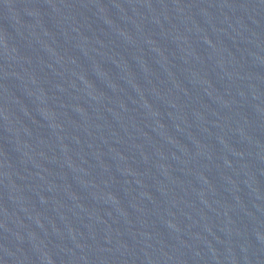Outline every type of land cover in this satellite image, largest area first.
<instances>
[{"label":"water","instance_id":"1","mask_svg":"<svg viewBox=\"0 0 264 264\" xmlns=\"http://www.w3.org/2000/svg\"><path fill=\"white\" fill-rule=\"evenodd\" d=\"M0 264H264V0H0Z\"/></svg>","mask_w":264,"mask_h":264}]
</instances>
